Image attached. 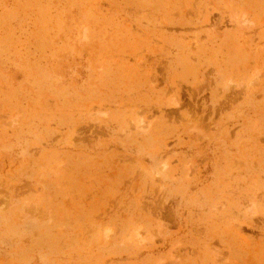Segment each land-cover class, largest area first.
<instances>
[{"label": "rangeland", "instance_id": "obj_1", "mask_svg": "<svg viewBox=\"0 0 264 264\" xmlns=\"http://www.w3.org/2000/svg\"><path fill=\"white\" fill-rule=\"evenodd\" d=\"M0 264H264V0H0Z\"/></svg>", "mask_w": 264, "mask_h": 264}, {"label": "bare ground", "instance_id": "obj_2", "mask_svg": "<svg viewBox=\"0 0 264 264\" xmlns=\"http://www.w3.org/2000/svg\"><path fill=\"white\" fill-rule=\"evenodd\" d=\"M254 214V213H253Z\"/></svg>", "mask_w": 264, "mask_h": 264}]
</instances>
